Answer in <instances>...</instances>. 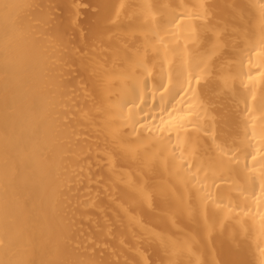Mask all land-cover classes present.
Returning <instances> with one entry per match:
<instances>
[{
	"label": "bare ground",
	"instance_id": "1",
	"mask_svg": "<svg viewBox=\"0 0 264 264\" xmlns=\"http://www.w3.org/2000/svg\"><path fill=\"white\" fill-rule=\"evenodd\" d=\"M0 264H264V0H0Z\"/></svg>",
	"mask_w": 264,
	"mask_h": 264
}]
</instances>
